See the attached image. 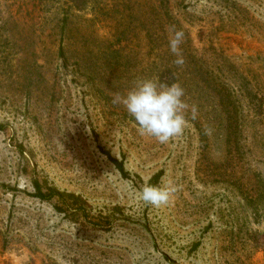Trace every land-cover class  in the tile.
Listing matches in <instances>:
<instances>
[{"label": "rangeland", "instance_id": "374dc122", "mask_svg": "<svg viewBox=\"0 0 264 264\" xmlns=\"http://www.w3.org/2000/svg\"><path fill=\"white\" fill-rule=\"evenodd\" d=\"M161 75L188 105L166 144L113 103ZM169 259L264 264V0H0V264Z\"/></svg>", "mask_w": 264, "mask_h": 264}, {"label": "clouds", "instance_id": "9594fccd", "mask_svg": "<svg viewBox=\"0 0 264 264\" xmlns=\"http://www.w3.org/2000/svg\"><path fill=\"white\" fill-rule=\"evenodd\" d=\"M183 39L181 31H175L169 40L170 51L177 56L175 63L183 64L179 45ZM184 90L178 83H165L158 78L138 80L134 87L123 96L116 95L113 103L122 104L133 118L141 135L154 137L159 143L166 144L182 134L187 120L185 111L188 105L184 100ZM195 109L192 116L195 118ZM175 188L171 184L153 186L145 184L140 190V199L153 207L169 204Z\"/></svg>", "mask_w": 264, "mask_h": 264}, {"label": "trees", "instance_id": "16d2710c", "mask_svg": "<svg viewBox=\"0 0 264 264\" xmlns=\"http://www.w3.org/2000/svg\"><path fill=\"white\" fill-rule=\"evenodd\" d=\"M166 73H171V70L166 68ZM166 75L159 76L158 77L159 80L164 82L163 80L166 78ZM106 155L109 158V160L116 166V168L121 173L124 174L125 173L124 162L123 161H119L118 159L114 158L110 152H106ZM36 190H37V192L34 194V196L42 198V199L53 198L57 194V191L55 189H52V188H49V192H44L42 187H41V185L39 183H37V185H36ZM169 263L170 264H180L179 262H177L175 260H171V259H169Z\"/></svg>", "mask_w": 264, "mask_h": 264}]
</instances>
